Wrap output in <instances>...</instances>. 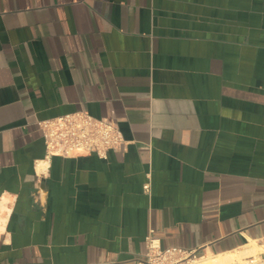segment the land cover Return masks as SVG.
I'll list each match as a JSON object with an SVG mask.
<instances>
[{"label": "crops", "instance_id": "obj_1", "mask_svg": "<svg viewBox=\"0 0 264 264\" xmlns=\"http://www.w3.org/2000/svg\"><path fill=\"white\" fill-rule=\"evenodd\" d=\"M78 110L124 149L48 155L36 121ZM150 232L264 242V0H0V264H138Z\"/></svg>", "mask_w": 264, "mask_h": 264}, {"label": "built area", "instance_id": "obj_2", "mask_svg": "<svg viewBox=\"0 0 264 264\" xmlns=\"http://www.w3.org/2000/svg\"><path fill=\"white\" fill-rule=\"evenodd\" d=\"M48 155L71 156L95 153L106 158L109 150H123L126 141L117 124L78 110L36 121ZM149 190V182L144 184ZM147 250L136 257L138 264H191L188 259L204 255L197 250L162 248L151 232L146 237ZM244 264H264V252L243 256ZM226 264H238L228 262Z\"/></svg>", "mask_w": 264, "mask_h": 264}, {"label": "bare ground", "instance_id": "obj_3", "mask_svg": "<svg viewBox=\"0 0 264 264\" xmlns=\"http://www.w3.org/2000/svg\"><path fill=\"white\" fill-rule=\"evenodd\" d=\"M260 252H264V242L259 244L256 240L238 249L217 254L201 255L196 258H190L188 263L192 264H226L228 262H237L244 264L246 261L242 259L243 255L255 254L258 256Z\"/></svg>", "mask_w": 264, "mask_h": 264}, {"label": "rangeland", "instance_id": "obj_4", "mask_svg": "<svg viewBox=\"0 0 264 264\" xmlns=\"http://www.w3.org/2000/svg\"><path fill=\"white\" fill-rule=\"evenodd\" d=\"M248 255V254H247ZM244 256V255H243ZM242 259H243V257H242ZM189 260V259H188ZM189 262V261H188ZM191 263V262H190ZM192 264V263H191Z\"/></svg>", "mask_w": 264, "mask_h": 264}]
</instances>
